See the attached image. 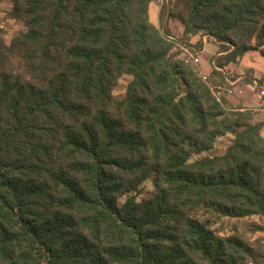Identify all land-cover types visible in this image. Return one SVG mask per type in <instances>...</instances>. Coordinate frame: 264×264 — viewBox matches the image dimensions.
<instances>
[{"label":"trees","instance_id":"1","mask_svg":"<svg viewBox=\"0 0 264 264\" xmlns=\"http://www.w3.org/2000/svg\"><path fill=\"white\" fill-rule=\"evenodd\" d=\"M152 1L13 0L20 30L10 44L0 32V264H264V119L215 94L226 66L264 57V0L167 7L185 37L221 44L205 80L171 54ZM227 134L223 154L189 160L187 142L201 154Z\"/></svg>","mask_w":264,"mask_h":264},{"label":"crops","instance_id":"2","mask_svg":"<svg viewBox=\"0 0 264 264\" xmlns=\"http://www.w3.org/2000/svg\"><path fill=\"white\" fill-rule=\"evenodd\" d=\"M6 13L13 8V0H0ZM161 4L159 0H153L149 6L150 20L156 26H160ZM167 26L173 36L183 34L184 28L176 19H169ZM20 30L13 20L8 25L7 32L3 33L5 41L11 40ZM229 67L233 70V80L227 76ZM210 65L205 73H211ZM227 83L231 86L224 92V96L233 108H244L254 112L255 122L264 119V102L258 100V93L264 90V57L256 51L247 53L238 63H231L222 70ZM264 136V128L262 129Z\"/></svg>","mask_w":264,"mask_h":264},{"label":"rangeland","instance_id":"3","mask_svg":"<svg viewBox=\"0 0 264 264\" xmlns=\"http://www.w3.org/2000/svg\"><path fill=\"white\" fill-rule=\"evenodd\" d=\"M174 3L175 0L172 1L164 0L163 4H161L160 6L161 15H163L164 25H167L169 19H174L169 16V12L167 9L168 6H169L168 8L170 9L171 5H173ZM13 37L11 38V40L13 39ZM172 38H174L175 41L173 44L171 54L173 55L179 54L178 57L184 60L186 63H189L190 65L194 66L197 70H199L200 75L205 80V77L209 76V73H205V70L211 65L210 62H214L216 61V59L221 57V54L219 53L222 48L221 44L218 43L211 36L205 34L204 32H199L196 35L189 34L187 37H185L184 34H181L179 36H172ZM11 40L6 41V43L10 44ZM200 43H202L201 48L199 46ZM195 59H198V62H196ZM227 76L231 81L233 80V70L230 67L227 70ZM129 81H130V77L124 76L114 86L113 95H114L115 103H118L124 97L126 87ZM207 84L209 87H212L214 85V83L213 85L210 83ZM228 88H231V86L227 83L225 84L223 89L220 90V92L219 91L215 92L216 96L218 98L225 97L223 94ZM233 138H234L233 134H227L225 136L219 137L216 140L214 148L211 151L204 152L201 154H199L195 150V148L189 142H187L186 150L190 154L189 160L190 161L197 160L204 156L221 155L226 151L228 145L231 143ZM153 179H154L153 177H150V179L144 183L145 191L140 196L139 199L147 197L149 192L154 191ZM123 201L124 198H120V203H122ZM214 227L218 230L222 229V227H224V229H227L226 223L223 224L222 222H218L217 224H215Z\"/></svg>","mask_w":264,"mask_h":264},{"label":"built area","instance_id":"4","mask_svg":"<svg viewBox=\"0 0 264 264\" xmlns=\"http://www.w3.org/2000/svg\"><path fill=\"white\" fill-rule=\"evenodd\" d=\"M160 4H163L164 0H159ZM11 22V19L7 17V13L4 10V8L0 4V32L3 34L7 32L8 25ZM168 41L174 44L175 39L172 38V36L168 37ZM196 62H198V59H195ZM206 79V77H205ZM258 100L261 102H264V90L260 91L258 93Z\"/></svg>","mask_w":264,"mask_h":264}]
</instances>
